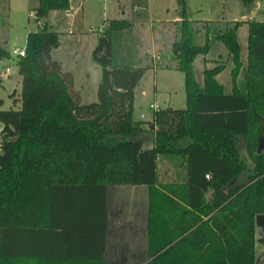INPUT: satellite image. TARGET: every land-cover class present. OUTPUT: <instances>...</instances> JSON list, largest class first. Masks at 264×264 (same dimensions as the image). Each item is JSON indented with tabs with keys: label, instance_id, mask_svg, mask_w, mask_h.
<instances>
[{
	"label": "trees",
	"instance_id": "obj_1",
	"mask_svg": "<svg viewBox=\"0 0 264 264\" xmlns=\"http://www.w3.org/2000/svg\"><path fill=\"white\" fill-rule=\"evenodd\" d=\"M180 4L184 17L171 49L185 74L187 106L160 108L152 120L134 113L146 67L132 51L119 54L132 20L111 19L100 33L92 56L102 79L98 100L90 103L74 89L73 73L52 57L60 32L51 28L49 13L70 8L71 0H39L43 24L29 31L25 56L0 44V59H14L23 75L21 107L0 109L6 131L0 264H32L38 257L103 264L111 185L149 187V260L143 264L256 263V216L264 213V20L246 22V60L238 33L243 21L217 34L233 61L227 90L219 78L226 61L198 79L195 60L209 53L210 37L195 43L198 29L186 17L185 0ZM149 136L153 144L146 146ZM161 157L177 160L184 182H158ZM84 233L98 235L97 254L69 250ZM28 237L40 245L28 244Z\"/></svg>",
	"mask_w": 264,
	"mask_h": 264
},
{
	"label": "rangeland",
	"instance_id": "obj_2",
	"mask_svg": "<svg viewBox=\"0 0 264 264\" xmlns=\"http://www.w3.org/2000/svg\"><path fill=\"white\" fill-rule=\"evenodd\" d=\"M38 3L39 0H0V41L4 44L7 39L8 48L26 47L29 31L42 26V20L39 23L29 16V12L35 10ZM78 3L79 0H73L70 8L59 11L61 16L73 18L71 29L74 33L60 32V43L53 48L52 57L63 63L64 70L73 73L74 89L80 92L83 103L98 100L102 66L93 60L92 52L100 33L111 19L128 18L134 25L132 30L125 32V50L119 54L127 55L128 51H132L146 67V72L135 89V118L143 120L141 113L154 115L157 109L151 104L159 105L161 109H181L187 106L185 74L176 67V58L171 49L173 40L179 38L178 26L168 27L173 20L184 17L180 0H85L82 10L76 13L74 5L77 6ZM185 4L186 17L194 20L195 28L198 29L195 33V43L204 45L210 37L209 53L200 54L195 60V73L199 80L203 81L206 68H212L223 61L227 64L229 50L222 40L215 37L233 26L236 21L244 22L238 33L243 58L247 59L249 28L246 22L252 19L264 20V0H255L252 4H246L243 0H185ZM255 10L258 13L254 14ZM56 16L54 20L50 13L48 16V22L53 29H57L56 24H53L58 20ZM68 25L63 24L64 27ZM102 27L103 30H100ZM1 61L0 73L5 84L0 94L9 102L13 94V72H6L8 59ZM15 70L16 67L13 71ZM220 80L231 83V72L227 65L220 74ZM17 89V96H20L21 86ZM152 144V137L149 136L146 146ZM240 149L243 154L247 153L242 142ZM263 253L264 242H261L258 259ZM261 264H264V259Z\"/></svg>",
	"mask_w": 264,
	"mask_h": 264
},
{
	"label": "crops",
	"instance_id": "obj_3",
	"mask_svg": "<svg viewBox=\"0 0 264 264\" xmlns=\"http://www.w3.org/2000/svg\"><path fill=\"white\" fill-rule=\"evenodd\" d=\"M84 2L85 0H79L78 5L77 6L74 5V10L76 13L82 10V7H84L83 4ZM59 11L60 10H52L50 12V17L53 20L55 19V16L58 15L56 16L58 20H56V22L53 23L56 24L57 26V29L56 27L55 29L59 32L68 31L69 33H74L73 29H71L73 18L68 17L67 15L61 16L59 14ZM256 13H258L257 10L254 11V14ZM181 19L182 18L173 20L174 24L173 23H170L169 25L167 24L168 27L169 28L170 26L177 27L178 26L177 22L180 21ZM252 20H257V19H252ZM63 24H69V25L68 27H64ZM174 41L175 40H173V42ZM4 42L5 43L3 44L0 41V44L5 48H7L8 50H12L6 46V44H8L9 41L5 39ZM0 62H2L1 59ZM61 64L62 67L64 68L62 62ZM232 66H233V61L229 57L227 61V68L229 67L230 72ZM7 67L11 68V73L13 72V76L11 80L13 84L14 76H16L15 74L19 72L18 64H16L14 59H8V64L6 65V68ZM14 67H16L15 71H13ZM0 77L2 78L1 73H0ZM21 81L22 78H19L17 82L16 92L18 91L17 88L21 86ZM2 83L3 85L5 84L3 78H2ZM224 85L227 87V90H231L232 82L224 83ZM0 98L3 99V104L0 105V109H9V108L19 109L21 107L20 96H17V93L15 94V96H12V99L9 100V102H6L5 98H3L1 94H0ZM12 100H13V105H12ZM153 117L154 115L152 114L150 115L147 113H141V119L143 120H152ZM185 179H186V171L177 163L176 159L161 157L158 160V182H163V183L184 182ZM211 191L212 190H209L208 194H210ZM85 206L86 205H84L83 207ZM107 209H108V224H107V236H106V250L103 258V264L146 263L149 260V256H148L149 187L146 185L109 186ZM85 212L86 211H84V213ZM260 238L261 236L257 228L256 243H255L256 261L258 259V248L261 244ZM27 241L28 244L32 245L33 244L32 242L33 241L36 242L37 240L35 238L28 237ZM79 241L75 242V247H70L74 249H69L70 251L72 250L71 252L73 254L79 255V254H83V252L86 253L88 252L90 254L98 253L100 242L97 234L95 236V235H90L89 233L87 234L84 233V235L81 238H79ZM38 245H40L39 242H36L34 246H38ZM30 259H31L30 263L32 264H70L71 262H75V264H79L78 261L76 262V261L63 260V259L57 260V259L42 258V257L30 258Z\"/></svg>",
	"mask_w": 264,
	"mask_h": 264
},
{
	"label": "built area",
	"instance_id": "obj_4",
	"mask_svg": "<svg viewBox=\"0 0 264 264\" xmlns=\"http://www.w3.org/2000/svg\"><path fill=\"white\" fill-rule=\"evenodd\" d=\"M29 16L31 18L36 19L39 23H40V19L38 18L37 12L35 10H31L29 12ZM41 27V25L39 26V28ZM100 30H103V27L100 28ZM12 55L14 56H25L26 55V47H14L12 50ZM6 72L11 73V68L7 67L6 68ZM151 106L155 109H159V105L156 104H151ZM6 134L5 131V126L4 124L0 121V155L3 153V140H4V135Z\"/></svg>",
	"mask_w": 264,
	"mask_h": 264
},
{
	"label": "water",
	"instance_id": "obj_5",
	"mask_svg": "<svg viewBox=\"0 0 264 264\" xmlns=\"http://www.w3.org/2000/svg\"><path fill=\"white\" fill-rule=\"evenodd\" d=\"M16 76H14V79H13V92L16 90V87H17V82L19 80V78H23V75L21 73H16L15 74ZM256 226L259 230V233H260V240L261 242H264V213H259L257 214L256 216ZM264 259V253L262 254V256L256 261V264H261L262 261Z\"/></svg>",
	"mask_w": 264,
	"mask_h": 264
}]
</instances>
